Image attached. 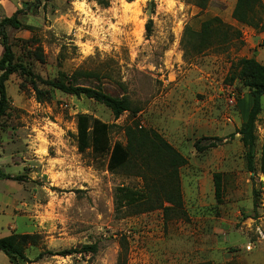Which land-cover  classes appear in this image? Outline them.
<instances>
[{"label": "rangeland", "instance_id": "1", "mask_svg": "<svg viewBox=\"0 0 264 264\" xmlns=\"http://www.w3.org/2000/svg\"><path fill=\"white\" fill-rule=\"evenodd\" d=\"M109 2L103 8L96 0H0V19L22 10L21 27L6 30L16 61L33 74L6 83L0 169L11 179L0 178V238L31 237L18 264H264V96L257 170L250 172L237 132L251 97L241 82L225 81L238 59L264 65V30L233 17L237 0H209L204 7L197 0H155L153 13L152 0ZM213 18L241 36L231 31L205 42L203 25ZM62 75L127 98L131 111L115 118L105 105L47 84ZM80 114L109 124L112 144L127 146L129 129H146L186 157L179 169L182 209L166 218L146 201L116 212L117 187L151 192L157 202L164 178L157 179L159 167L149 174L137 160L113 173L109 156L79 152ZM203 137L222 143L200 153L194 143ZM217 173L224 177L221 204ZM91 244L97 253L83 251ZM0 264L15 263L0 250Z\"/></svg>", "mask_w": 264, "mask_h": 264}, {"label": "trees", "instance_id": "2", "mask_svg": "<svg viewBox=\"0 0 264 264\" xmlns=\"http://www.w3.org/2000/svg\"><path fill=\"white\" fill-rule=\"evenodd\" d=\"M103 8L110 5L109 0H96ZM209 0H197V3L204 7L207 6ZM155 0H152L149 11L154 12ZM22 10H17L11 17L0 19V44L3 47V54L0 59V127L1 119L6 117L10 109V100L7 93L6 83L12 75L22 74L33 76L27 67L15 59L12 46L7 33V27L19 29L21 21L19 15ZM233 17L248 26L257 30H264V6L261 0H237L233 11ZM153 21L149 20L146 30L147 35H151ZM233 32L236 37L241 36V32L226 26L218 18H213L203 25L202 35L205 42L215 38L219 39L222 35L226 37L229 32ZM202 40V43H204ZM36 56L42 60V54L36 49ZM226 83L233 84L239 81L245 88L249 90L251 97V107L245 121L242 123L238 134L241 136V142L244 147V159L248 171L256 172V146H257V121L262 112V97L264 96V65L255 58H241L232 64L230 73L225 79ZM74 76L62 75L58 80L49 81L47 84L62 93L85 96L98 103L108 107L115 118H119L124 112L131 111L132 107L127 98L113 97L105 93L102 89H93L78 86ZM32 85L37 93V98L43 95V91L38 89L35 80L32 79ZM110 125L98 118H93L87 114H80L77 117V143L79 152L83 153L92 148L94 156H109L108 167L113 173L132 165L133 160L142 163L147 173H156L154 165L159 167L157 172L158 181L164 178V182L160 185L159 193L162 195L157 197V202H151L153 195L151 192L140 191L128 186H119L115 190L114 206L116 212H121L124 208L135 205H144L146 201L152 205L149 209L163 208L166 218L174 211L182 209V191L179 176V169L189 163V160L181 153L175 150L164 138L151 130H132L127 132L128 144L124 146L120 142L112 144L110 138ZM222 140L216 137H203L194 143V147L198 152H204L208 149L217 147ZM136 167V166H134ZM165 171V174L162 173ZM259 171L264 175V144L260 158ZM1 179H11V176L0 169ZM20 180L21 178H13ZM215 196L218 203H222L224 194V177L222 173L214 176ZM257 193L255 198L257 199ZM255 199V206H257ZM165 201L169 205L164 207ZM29 235L12 234L7 237L0 238V250L3 251L10 260L18 264L19 260H25L24 246ZM83 251L95 254L98 251L97 244L86 245Z\"/></svg>", "mask_w": 264, "mask_h": 264}]
</instances>
